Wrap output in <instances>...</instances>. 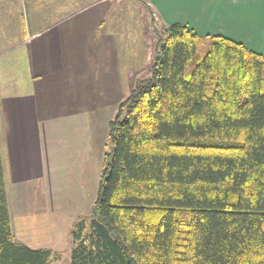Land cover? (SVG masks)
I'll return each instance as SVG.
<instances>
[{"label":"trees","instance_id":"trees-1","mask_svg":"<svg viewBox=\"0 0 264 264\" xmlns=\"http://www.w3.org/2000/svg\"><path fill=\"white\" fill-rule=\"evenodd\" d=\"M153 30L70 264H264V55L181 23ZM61 258L14 239L0 152V264Z\"/></svg>","mask_w":264,"mask_h":264},{"label":"crops","instance_id":"crops-1","mask_svg":"<svg viewBox=\"0 0 264 264\" xmlns=\"http://www.w3.org/2000/svg\"><path fill=\"white\" fill-rule=\"evenodd\" d=\"M53 1L46 0V6ZM67 2L60 16L49 10L45 20L33 16L28 26L18 22L13 38L0 37V59L13 55L0 60V152L12 232L17 241L53 250L55 245L14 227L7 182L26 175L42 180L43 197L64 200L54 208L51 203V209L97 192L109 121L117 111L110 108L130 93L142 59L138 55L134 64L131 58L135 39L120 25L118 1ZM146 3V17L152 11L162 26L181 23L197 35L223 36L264 55V0ZM99 119L105 121L100 125Z\"/></svg>","mask_w":264,"mask_h":264},{"label":"rangeland","instance_id":"rangeland-1","mask_svg":"<svg viewBox=\"0 0 264 264\" xmlns=\"http://www.w3.org/2000/svg\"><path fill=\"white\" fill-rule=\"evenodd\" d=\"M113 1H118V10L121 9L119 11L122 15L120 19L122 23L120 25L122 28L128 29V33H131L135 39L134 41L133 39L130 40V52L134 64L138 55H141L142 58L141 64L136 65L138 70L135 71H138L139 78L147 77L151 74L157 44V36L153 30V23H155L158 29H162L163 26L156 19L153 22L152 17L155 16L152 14V11H150L149 18L146 17V0ZM66 3H68L67 0H54L47 7L46 0H0V37L4 35L7 38H13V29L18 26V22L28 26L29 20L33 16H37L39 20L41 18L45 20L48 18L46 12L49 13V10H53L52 14L55 17L60 16L67 8L65 6ZM124 3L125 5L123 6ZM79 4H82V1ZM116 12L117 6L113 7L111 16L112 14L115 15ZM11 56L13 57V55H5L4 57L1 55L0 60ZM116 107L112 106L110 111L111 109L114 111V109H117ZM95 121L101 125V122L105 120L99 119ZM101 127L97 128L99 134L102 130ZM108 141L107 149L112 151L114 145L108 143ZM99 168L96 167L95 170L94 177H96V181L94 183L96 185H98ZM45 185L47 184L42 180H37L29 175L7 182L11 199V211L14 213L13 225L33 240H40L41 243L55 245L57 250L62 253V258L54 261L53 264H70L72 243L69 230L77 218L92 212L96 192L93 194L92 191H89L83 199L70 200L68 202L69 205L65 208L61 207L62 209H59L56 207V209H51V203H53L54 208L57 203H64V200H51L43 197ZM17 229H15L16 232L19 231Z\"/></svg>","mask_w":264,"mask_h":264}]
</instances>
